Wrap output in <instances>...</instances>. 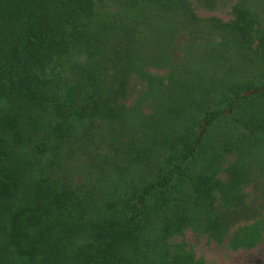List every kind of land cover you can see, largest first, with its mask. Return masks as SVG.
I'll return each mask as SVG.
<instances>
[{"label":"trees","instance_id":"trees-1","mask_svg":"<svg viewBox=\"0 0 264 264\" xmlns=\"http://www.w3.org/2000/svg\"><path fill=\"white\" fill-rule=\"evenodd\" d=\"M196 1L0 0V264L264 239V0Z\"/></svg>","mask_w":264,"mask_h":264},{"label":"rangeland","instance_id":"rangeland-1","mask_svg":"<svg viewBox=\"0 0 264 264\" xmlns=\"http://www.w3.org/2000/svg\"><path fill=\"white\" fill-rule=\"evenodd\" d=\"M235 1L236 0H218V5L213 9H209L203 6H198L197 13L202 17L216 16L223 20H228L232 17L231 5ZM194 2L197 1L194 0ZM156 72H163V71H156ZM141 88H142V84H140L138 80L132 79L127 102H130L132 98L135 96V93ZM182 238H184V240L194 248L197 256H202L205 259L206 264H257L256 261L252 263H245L243 262V259L247 257L249 254L256 255V253L260 249L262 248L264 249V241H263L257 247H255L253 250L250 251L247 250L231 251L225 247V244L220 245L213 241L209 242L206 236L195 238L190 230H187L184 233L183 237L177 236L176 240H181Z\"/></svg>","mask_w":264,"mask_h":264},{"label":"flooded vegetation","instance_id":"flooded-vegetation-1","mask_svg":"<svg viewBox=\"0 0 264 264\" xmlns=\"http://www.w3.org/2000/svg\"><path fill=\"white\" fill-rule=\"evenodd\" d=\"M264 241V239L263 240H261L260 242H258L255 246H253L252 248H250V249H239V250H247V251H250V250H253L255 247H257L261 242H263ZM214 242V241H213ZM238 250V251H239ZM237 251V250H236ZM254 261H256L257 262V264H264V249L262 248V249H260L257 253H256V255H252V254H249L247 257H245L244 259H243V262H245V263H252V262H254Z\"/></svg>","mask_w":264,"mask_h":264}]
</instances>
